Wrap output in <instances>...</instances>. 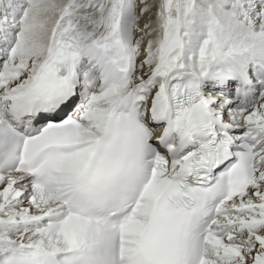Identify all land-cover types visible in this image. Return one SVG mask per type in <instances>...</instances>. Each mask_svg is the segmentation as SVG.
<instances>
[{
	"label": "snow or ice",
	"instance_id": "snow-or-ice-1",
	"mask_svg": "<svg viewBox=\"0 0 264 264\" xmlns=\"http://www.w3.org/2000/svg\"><path fill=\"white\" fill-rule=\"evenodd\" d=\"M0 264H264V0H0Z\"/></svg>",
	"mask_w": 264,
	"mask_h": 264
}]
</instances>
